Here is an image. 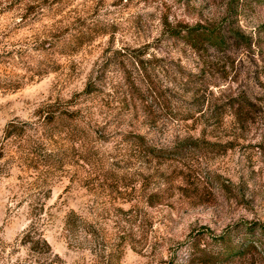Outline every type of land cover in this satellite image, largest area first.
I'll use <instances>...</instances> for the list:
<instances>
[{"label":"rangeland","instance_id":"374dc122","mask_svg":"<svg viewBox=\"0 0 264 264\" xmlns=\"http://www.w3.org/2000/svg\"><path fill=\"white\" fill-rule=\"evenodd\" d=\"M38 213L51 252L24 244ZM260 225L264 0H0V264H204L221 237L255 246L214 264H264Z\"/></svg>","mask_w":264,"mask_h":264},{"label":"trees","instance_id":"16d2710c","mask_svg":"<svg viewBox=\"0 0 264 264\" xmlns=\"http://www.w3.org/2000/svg\"><path fill=\"white\" fill-rule=\"evenodd\" d=\"M231 34H232L231 32H228L225 29L208 30L205 28H200V26H196L191 29L184 30L183 32H179L178 36H186V38L190 42H192L194 46L200 43H207L211 47L217 48L219 46L225 45ZM121 51L117 52L116 54H121ZM140 64L142 65L143 63L141 61L136 62V65L139 68H141ZM125 83L127 89L126 94L133 92L135 86L136 88L138 86L133 82L132 83L125 82ZM114 92L116 93V95L119 94L115 88H114ZM136 92H138L136 95L137 98L141 102H145L146 99L144 98L143 93L138 89H136ZM150 93L152 97L154 91L151 89ZM233 108L238 111V114L236 116V118H238L237 126L240 127L242 125L247 124L249 118L248 116H250L253 110V108L249 105L248 101L238 99L234 104ZM132 144L135 150H137L139 154H144L155 160H167L174 156L173 154H170L169 151L150 147L147 143V140L142 136H138L132 139ZM106 181L114 182L115 179H106ZM124 181H125V177H120L119 179L116 180V186H115L116 191H119V189L121 188V184ZM163 192L155 191L149 194V197L146 200L148 205L151 207H155L159 205L160 203L153 201V199L159 197ZM34 218L35 221L32 223L29 230L24 234V240H23L24 244L29 246L32 245V247H30L31 251H36L42 246L43 248H45V250H47V252H51L50 246L45 240L44 235L42 234L41 225L43 220L41 213L35 215ZM65 225H66V231L70 234H75L77 232H80L81 234H84L86 236L89 233L86 229L85 221L81 217H79L74 211H71L67 215ZM247 231L253 234L252 237L256 239L255 243H258L260 246H263L264 225H260L253 230L251 229V231L246 230L245 232ZM254 246L255 245L249 243L244 245L239 244L238 246L235 245V243H233L232 241L226 239L225 237H221L219 238V240L216 241V248H218V251L213 250L208 253L205 251L206 253H204L205 256L203 257V262H205L204 264H214L215 262H227L230 258H233L236 255L237 256L243 255L245 252L253 249Z\"/></svg>","mask_w":264,"mask_h":264}]
</instances>
